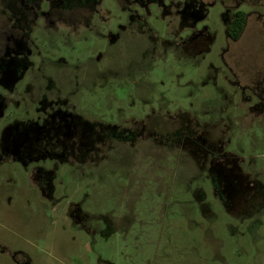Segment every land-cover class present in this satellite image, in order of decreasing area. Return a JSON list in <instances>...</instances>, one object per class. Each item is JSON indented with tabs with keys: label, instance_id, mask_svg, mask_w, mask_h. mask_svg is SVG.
<instances>
[{
	"label": "rangeland",
	"instance_id": "obj_1",
	"mask_svg": "<svg viewBox=\"0 0 264 264\" xmlns=\"http://www.w3.org/2000/svg\"><path fill=\"white\" fill-rule=\"evenodd\" d=\"M0 264H264V0H0Z\"/></svg>",
	"mask_w": 264,
	"mask_h": 264
},
{
	"label": "trees",
	"instance_id": "obj_2",
	"mask_svg": "<svg viewBox=\"0 0 264 264\" xmlns=\"http://www.w3.org/2000/svg\"><path fill=\"white\" fill-rule=\"evenodd\" d=\"M247 15L244 11H236L234 17L227 28L226 34L230 40H237L241 37L245 25H246Z\"/></svg>",
	"mask_w": 264,
	"mask_h": 264
}]
</instances>
